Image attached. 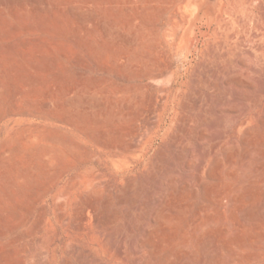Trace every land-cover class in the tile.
<instances>
[{"label":"rangeland","instance_id":"374dc122","mask_svg":"<svg viewBox=\"0 0 264 264\" xmlns=\"http://www.w3.org/2000/svg\"><path fill=\"white\" fill-rule=\"evenodd\" d=\"M184 1L0 0V264H264V0Z\"/></svg>","mask_w":264,"mask_h":264},{"label":"bare ground","instance_id":"6f19581e","mask_svg":"<svg viewBox=\"0 0 264 264\" xmlns=\"http://www.w3.org/2000/svg\"><path fill=\"white\" fill-rule=\"evenodd\" d=\"M222 3H223V0H185L184 1V3L182 4V10H181L180 14L184 18H186L188 16L189 19H188V24L186 25L185 30H184L183 35H182V38H181V45H184L193 39L198 40V43H199L204 37H206L208 35L209 30L212 28V26L217 21V16H219V18L221 16V14H219V12H220ZM209 48H210V46H209ZM116 251H117V249H116ZM135 263H137V262H135Z\"/></svg>","mask_w":264,"mask_h":264}]
</instances>
